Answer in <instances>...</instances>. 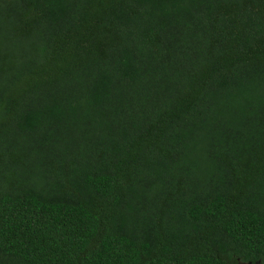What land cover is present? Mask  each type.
Listing matches in <instances>:
<instances>
[{"label": "trees", "instance_id": "obj_1", "mask_svg": "<svg viewBox=\"0 0 264 264\" xmlns=\"http://www.w3.org/2000/svg\"><path fill=\"white\" fill-rule=\"evenodd\" d=\"M0 264H264V0H0Z\"/></svg>", "mask_w": 264, "mask_h": 264}]
</instances>
